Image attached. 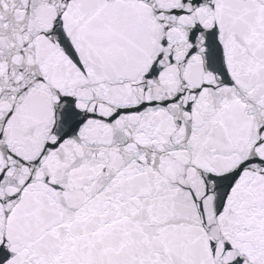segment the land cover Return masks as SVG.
Listing matches in <instances>:
<instances>
[{"label":"snow or ice","instance_id":"snow-or-ice-1","mask_svg":"<svg viewBox=\"0 0 264 264\" xmlns=\"http://www.w3.org/2000/svg\"><path fill=\"white\" fill-rule=\"evenodd\" d=\"M0 264H264V0H0Z\"/></svg>","mask_w":264,"mask_h":264}]
</instances>
